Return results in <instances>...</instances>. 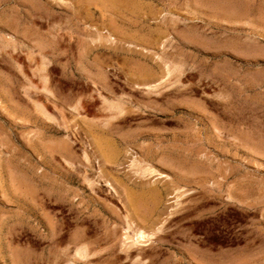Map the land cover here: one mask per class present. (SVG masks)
Segmentation results:
<instances>
[{
    "label": "rangeland",
    "instance_id": "obj_1",
    "mask_svg": "<svg viewBox=\"0 0 264 264\" xmlns=\"http://www.w3.org/2000/svg\"><path fill=\"white\" fill-rule=\"evenodd\" d=\"M0 264H264V0H0Z\"/></svg>",
    "mask_w": 264,
    "mask_h": 264
},
{
    "label": "bare ground",
    "instance_id": "obj_2",
    "mask_svg": "<svg viewBox=\"0 0 264 264\" xmlns=\"http://www.w3.org/2000/svg\"><path fill=\"white\" fill-rule=\"evenodd\" d=\"M112 1V0H111ZM116 1V0H115ZM92 6V5H91ZM53 7V6H52ZM88 7V6H87ZM72 14V13H71ZM114 18V17H113ZM104 22V21H103ZM111 34V33H110ZM109 36V35H108ZM106 40V39H105ZM118 40V39H117ZM170 71V70H169ZM109 109H112V108H109ZM114 110V109H113ZM117 113V112H116ZM120 113V112H119ZM121 114V113H120ZM113 117V116H112ZM125 119V118H124ZM104 120V119H103ZM109 120V119H108ZM121 120V119H120ZM130 120V119H129ZM127 121V120H126ZM107 122V121H106ZM115 122V121H114ZM125 122V121H124ZM120 123V122H119ZM107 124V123H106ZM112 125V124H111ZM71 126V125H70ZM67 127V126H66ZM110 127V126H109ZM119 128H121V127H119ZM113 129V128H112ZM107 130H109V129H107ZM111 131V130H110ZM120 131V130H119ZM78 133V132H77ZM76 133V134H77ZM92 133V132H91ZM81 134V133H80ZM114 135V134H113ZM132 138V137H131ZM134 138V137H133ZM99 139V138H98ZM98 139L96 140V141H98ZM121 139V138H120ZM95 140V139H94ZM133 140V139H132ZM95 141V143H96V146H95V148H96V152H97V155L100 153V156L99 157H96L97 158V166H98V164H99V166H98V169L100 170L101 169V167H103L104 165H105V163L106 162H110L113 158H111V156H109V154L107 155L106 153L107 152H104L103 151V148L105 147L104 145H103V143H100V141H98V142H96ZM125 141V140H124ZM72 142V141H71ZM130 142V141H129ZM94 143V142H93ZM94 144H92V146H93ZM64 146V145H63ZM65 147H67V146H65ZM92 148V147H91ZM63 149V148H62ZM101 149H102V151H101ZM70 150V149H69ZM72 151V150H71ZM107 151V150H106ZM115 151V150H114ZM99 152V153H98ZM131 153V152H130ZM111 154V153H110ZM116 156V155H115ZM122 156V155H121ZM120 157V156H119ZM75 158V157H74ZM83 158H85V160H83L84 162L87 160V165L89 166V167H91V169L95 166V164H94V161L95 160H93V157H91V155H89V153H85V157H83ZM103 159V160H102ZM117 160V159H116ZM136 160V159H135ZM82 161V160H81ZM134 161V160H133ZM78 162V161H77ZM139 162V161H138ZM80 163V162H79ZM113 163V162H112ZM133 164H134V162H132ZM113 167V166H112ZM95 168H96V166H95ZM90 169V170H91ZM144 169H146V168H144ZM154 170V169H153ZM93 171V170H92ZM109 171V170H108ZM147 171H149L148 169H147ZM145 172V171H144ZM146 173V172H145ZM109 174V173H108ZM162 174V173H161ZM82 175H83V173H82ZM100 177L102 176V177H105L104 175H99ZM99 176H97L98 178H100ZM81 177V176H80ZM79 177V178H80ZM87 177H89V175L87 176ZM97 178V179H98ZM121 180V179H120ZM87 182V181H86ZM95 182V181H94ZM94 182H91V183H93L94 184ZM101 182H102V180H101ZM105 182H107L111 187H112V189H114L113 188V185H112V183L108 180V179H106L105 180ZM83 183H85V182H83ZM87 183H89V182H87ZM91 183H90V185H91ZM103 183V182H102ZM104 184V183H103ZM89 185V184H88ZM87 185V186H88ZM105 185V184H104ZM102 186V185H101ZM92 187H93V185H92ZM98 187H100V186H98ZM102 188V187H101ZM122 188V187H121ZM90 189V188H89ZM104 190V189H103ZM99 191V190H98ZM157 192V191H156ZM155 192V193H156ZM130 195V199L132 198V196H131V194H129ZM146 197H144L143 199H145ZM138 200V199H137ZM133 201V200H132ZM136 202V201H135ZM146 203L145 201H141L140 202V204L141 203ZM137 206H139V205H137ZM156 234V233H155ZM158 234V233H157ZM145 238V234H144V232L143 231H138L137 232V240H140V241H142L141 239H144ZM71 241V240H70ZM74 241V240H73ZM75 242V241H74ZM144 242V241H143ZM152 242V241H151ZM78 243V242H77ZM139 243V242H138ZM143 244V243H142ZM149 244V243H148ZM80 245V244H79ZM133 245V244H132ZM134 245H135V243H134ZM79 247V246H78ZM134 248V247H133ZM92 249V248H91ZM128 252V251H127ZM89 254H91V253H89V251H88V249H87V246L84 248H79L77 251H76V255H78V256H80V257H82L83 259H85L86 257H88L89 256ZM90 258V257H89ZM87 259V258H86ZM73 263V262H72Z\"/></svg>",
    "mask_w": 264,
    "mask_h": 264
}]
</instances>
